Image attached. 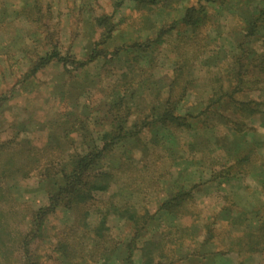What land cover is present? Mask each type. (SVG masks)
Returning <instances> with one entry per match:
<instances>
[{
  "label": "rangeland",
  "instance_id": "1",
  "mask_svg": "<svg viewBox=\"0 0 264 264\" xmlns=\"http://www.w3.org/2000/svg\"><path fill=\"white\" fill-rule=\"evenodd\" d=\"M24 1L0 0V264H151L159 262L161 252L169 257L160 264H264V235L242 237L238 224L227 223L215 230L218 250L236 248L235 242L255 247L259 243L260 250L221 255L204 248L198 256L185 259L186 236L196 224L205 227L207 217L236 216L255 223L264 216V104L253 115L250 107L243 110V106L224 112V118L204 112L192 121V131H175L163 145L153 142L156 137L147 132L140 144L136 140L133 146L135 140L127 139V145L107 151L103 171L111 172L114 180L106 192L97 193L91 206L60 210L42 227L35 221V214L49 200V182L41 178L42 169L53 163V172H58L86 150L87 140L100 139L104 130L116 126L109 112L128 88L123 75H131L134 69L143 81L133 83L126 94L132 107L130 125L141 120L148 102L169 93L177 48L178 58L191 62L186 72L200 78L196 95L185 101L199 112L213 87L212 74H204L201 65L209 64L216 73L228 67L216 66L217 56L205 61L206 39L219 37L227 50L218 60L230 63L229 40L240 45L246 41L240 18L263 8L264 0H175L171 7L135 10L134 2H127L122 10L125 22L115 27L116 37L109 47L108 41L101 45L107 48L106 58L71 77L51 64L27 78L32 45L39 44L37 38H29L36 26L11 19ZM71 5L53 0L52 9L61 7L64 12L54 25L59 24L66 48L73 46L77 59L85 61L94 47L77 21L80 8ZM189 8L191 24L197 19L208 23L198 28L197 38H193V25L175 22ZM121 40L127 45L135 41L136 57L122 58V51L116 49ZM250 81L244 80L240 87L244 95L251 93V98L264 102V87L255 91ZM241 119L245 123L240 127L247 132L244 141L256 149L247 173L228 180L219 172L229 156L242 157L246 147L234 145L226 128ZM184 192H191L192 200L178 209L173 198ZM166 202L173 204L161 210ZM27 241L31 244L26 249Z\"/></svg>",
  "mask_w": 264,
  "mask_h": 264
},
{
  "label": "trees",
  "instance_id": "2",
  "mask_svg": "<svg viewBox=\"0 0 264 264\" xmlns=\"http://www.w3.org/2000/svg\"><path fill=\"white\" fill-rule=\"evenodd\" d=\"M175 0H66V4L72 3L75 9L78 10L80 15L77 19L78 23L82 25L84 37L93 43V50L89 55L86 56L85 61L77 59V54L73 53L74 47L66 48L61 40L60 28H57L59 24L54 25L57 19H61L63 9L59 7L54 10L52 6L53 0H25V5L20 11H13L11 16L14 21L22 19L26 24H31L34 29L29 32V38H37L39 44L32 45L33 57L29 61V70L27 77H32L47 66L53 65L63 69V71L71 77L72 74L76 73L80 69L87 65L102 59V56L106 58L108 53L105 46L101 47L106 43V46L110 45V41L116 37L117 25L125 22L123 18L122 10L126 6L127 2H134L135 8L142 9L143 7L153 9V7H171V3ZM98 9L102 10V14H97ZM250 11V10H249ZM77 13V11H75ZM192 9L189 8L187 12L181 17L180 20H175L180 24L193 25V38H197L196 31L201 25H207V21L201 24L198 19L192 24L190 17L192 16ZM66 13V16H68ZM242 15V14H241ZM116 18L119 23H116ZM243 24L246 26L244 31L245 40L240 44H233V40H229L228 45L232 53L231 62H225L222 58L218 60V56L224 52L225 45L220 41L219 37L207 38V47L202 52L206 55L205 61L217 56L215 65L217 63L221 65H228L221 72H212V67L209 64L204 63L202 70L204 74L213 76L212 89L208 94L205 102V108L201 109L197 114L193 111V108L185 101H189V97L196 95L195 89L199 87L200 78L195 73H187V67L191 64L190 60L179 59L177 48L173 51L176 56L174 64V74L169 87V93L167 96L159 97L158 100L153 103L150 101L145 106V113L134 123L128 125L129 117L132 112L130 105V96L126 95L129 92V88L137 82L142 85V79H138L136 71L133 69L131 75L124 76L128 88L125 93L118 96L116 99V105H112L110 114L114 119L116 126L112 130H104L102 133L104 136L100 139H95L85 142L86 150L82 153H77L72 159L64 164L61 170L53 172V163H50L41 171V178L49 182L46 193L48 194L47 206L41 208L35 216L39 227L44 226L43 222L47 220L49 216L55 215L60 210L74 211L81 205L91 206L95 200L97 193L106 192L109 189L114 176L111 172L103 171L104 159L107 151L114 149L118 146L127 145L124 141L127 139H133L130 144L133 146L136 144V140L140 144V140L145 132L156 137L152 139L153 142L163 145L169 139V136L173 135L175 131H192L194 123L192 122L195 118L199 117L204 112H209L211 115L220 116L224 118L223 113L230 111L232 107L243 106L244 109H249L251 115L258 113L259 108L264 104L260 100L251 98L250 94L244 95V91L240 88L246 79H251V84L256 86L255 91L262 92L264 87V7L258 10L253 9L249 14H244L240 18ZM176 24V23H175ZM175 26V25H174ZM186 26V25H185ZM90 27L93 30V34L90 32ZM86 30V32H85ZM186 34V33H185ZM185 37H189L184 35ZM103 41H99V39ZM27 39V40H30ZM184 40V39H183ZM122 43L116 48L122 51V58L125 56L136 55L137 49L135 41L131 45H127L125 40H121ZM163 40L161 41V43ZM245 42L247 45H245ZM225 43V42H224ZM141 46V44H139ZM245 46H247L245 48ZM101 47V48H100ZM109 47V46H108ZM220 48V50H216ZM227 50V49H226ZM21 51V50H20ZM130 53V54H129ZM246 53V55H245ZM35 54V55H34ZM27 56V54H26ZM30 57V55H29ZM28 57V60H29ZM136 57V56H135ZM198 59V58H196ZM81 61V62H80ZM134 67V66H133ZM142 71V70H141ZM134 83V84H133ZM145 85V84H143ZM125 86V85H124ZM178 89V90H177ZM264 89V88H263ZM254 94V93H253ZM258 97H262L255 92ZM254 94V95H255ZM134 96L132 93L131 98ZM264 97V96H263ZM183 111V112H182ZM198 115V116H195ZM236 123L226 128L228 134H232L229 140L234 145H243L246 147L245 154L241 156H229V160L223 166V169L219 172L221 177L224 179L231 180L234 177L245 175L247 169L251 165V155L254 153L253 147H250L247 141H244L247 137V132L240 127L245 122L236 120ZM84 123V121H82ZM224 127V124L221 125ZM225 129V128H224ZM225 132V131H224ZM230 134V135H231ZM155 140V141H154ZM247 145V146H246ZM127 147V146H126ZM124 148V147H123ZM262 180V178H261ZM60 181V182H58ZM264 181V179H263ZM174 204L166 202L162 205L161 210H168L169 206L175 205L176 208H181L189 200H192L191 192H184L181 196L173 198ZM228 213L231 212V208H227ZM262 212V211H261ZM248 215L247 213L245 214ZM244 215V216H245ZM44 219V220H43ZM207 224L205 227H201L196 224L191 228L192 232L186 236L185 241L189 244L188 254L185 259L198 256L200 251L204 248L213 250L214 253L227 255L230 251L238 250L237 252L250 253L249 251H259V243L256 247L251 245H242L237 242L234 243L236 246L228 250H218L215 244V233L219 225L238 224L240 228L239 232L244 235L242 237H250L254 235H264V216H260L259 220L255 223L249 218L240 217H223L213 215L206 218ZM239 221V223H236ZM240 221H242L240 223ZM185 227H182V231ZM181 230V229H179ZM260 235L258 237H260ZM34 238V237H33ZM32 238V239H33ZM263 238V237H260ZM31 241L25 243V248L31 244ZM185 242V243H186ZM261 242V240L259 241ZM264 243V239L263 242ZM263 245V244H262ZM264 250V246L261 248ZM175 255V254H174ZM169 257L165 256L163 252L159 254V262L152 261L151 264H160L162 259ZM175 257V256H174ZM128 262H131L130 254L127 257Z\"/></svg>",
  "mask_w": 264,
  "mask_h": 264
}]
</instances>
